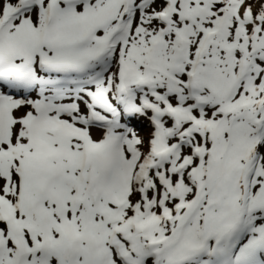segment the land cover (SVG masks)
Listing matches in <instances>:
<instances>
[{"label": "snow or ice", "instance_id": "6c2138e0", "mask_svg": "<svg viewBox=\"0 0 264 264\" xmlns=\"http://www.w3.org/2000/svg\"><path fill=\"white\" fill-rule=\"evenodd\" d=\"M0 264H264V0H0Z\"/></svg>", "mask_w": 264, "mask_h": 264}]
</instances>
